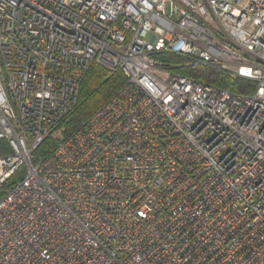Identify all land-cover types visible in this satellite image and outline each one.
<instances>
[{"label": "built area", "instance_id": "built-area-1", "mask_svg": "<svg viewBox=\"0 0 264 264\" xmlns=\"http://www.w3.org/2000/svg\"><path fill=\"white\" fill-rule=\"evenodd\" d=\"M94 64L127 81L61 139ZM0 193V264H264V0H0Z\"/></svg>", "mask_w": 264, "mask_h": 264}, {"label": "trees", "instance_id": "trees-1", "mask_svg": "<svg viewBox=\"0 0 264 264\" xmlns=\"http://www.w3.org/2000/svg\"><path fill=\"white\" fill-rule=\"evenodd\" d=\"M158 58L169 60L172 63H183L185 61L175 55L159 56ZM176 72L219 88L231 87L238 94L253 95L257 87L256 82L252 80L237 78L232 81L228 72L203 65L182 67L177 69ZM126 81L127 78L122 70L116 69L110 72L94 64L81 83L80 97L74 112L69 114L57 129L61 132V139H67L78 131L86 120L96 114L118 93ZM55 134L56 132L49 136L35 152L36 158H47L56 151L61 139ZM22 175V172L18 173L13 181L21 178ZM10 184L9 182L7 187ZM2 196L3 193H0V198Z\"/></svg>", "mask_w": 264, "mask_h": 264}, {"label": "rangeland", "instance_id": "rangeland-1", "mask_svg": "<svg viewBox=\"0 0 264 264\" xmlns=\"http://www.w3.org/2000/svg\"><path fill=\"white\" fill-rule=\"evenodd\" d=\"M149 40L151 39V36H149V38H148Z\"/></svg>", "mask_w": 264, "mask_h": 264}]
</instances>
